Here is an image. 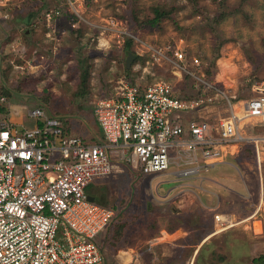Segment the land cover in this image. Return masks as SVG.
<instances>
[{
	"label": "rangeland",
	"instance_id": "374dc122",
	"mask_svg": "<svg viewBox=\"0 0 264 264\" xmlns=\"http://www.w3.org/2000/svg\"><path fill=\"white\" fill-rule=\"evenodd\" d=\"M70 1L73 7L68 0H0V38L6 39L4 50L0 42V80L10 95L3 119L33 127L37 119L28 111L40 106L59 116L70 133L94 141L101 137L94 104L122 82L165 81L191 99L200 86L188 71H202L235 101L264 82V0ZM59 7L61 16L46 22L42 11ZM103 27L109 30L102 33ZM175 49L184 53L187 69L173 64ZM127 52L134 56L125 68ZM192 57L200 66L191 64ZM200 114L218 118L228 112L218 103ZM245 134L260 132L246 128ZM259 146L257 155L251 143L241 144L186 184L173 165L144 174L115 158V171L87 188L96 200L92 189L100 185V203L114 211L97 237L104 263L251 264L264 252ZM215 213L233 214V224L210 237L220 229ZM175 227L190 233L156 240L159 229Z\"/></svg>",
	"mask_w": 264,
	"mask_h": 264
},
{
	"label": "built area",
	"instance_id": "2783aa9c",
	"mask_svg": "<svg viewBox=\"0 0 264 264\" xmlns=\"http://www.w3.org/2000/svg\"><path fill=\"white\" fill-rule=\"evenodd\" d=\"M60 16V8L43 10L48 23ZM173 64L188 67L179 49ZM191 64L201 62L192 57ZM188 72L200 86L195 98L181 97L165 81L122 82L100 97L93 115L101 137L94 141L70 133L59 116L40 106L28 111L37 119L33 127L0 119V264H104L97 237L114 211L89 199L87 188L115 171V158L144 174L173 165L176 176L187 179L243 143L258 155L264 145V82L235 101L202 71ZM218 103L228 114H200ZM246 128L260 134H245ZM214 219L220 229L233 224L229 214L215 213Z\"/></svg>",
	"mask_w": 264,
	"mask_h": 264
},
{
	"label": "crops",
	"instance_id": "0c3cea01",
	"mask_svg": "<svg viewBox=\"0 0 264 264\" xmlns=\"http://www.w3.org/2000/svg\"><path fill=\"white\" fill-rule=\"evenodd\" d=\"M3 37V36H2ZM0 38V42L2 43V48H3V50H4V43L6 42V39L4 38ZM4 55L3 56H1L0 55V62H1V60L3 59L4 60ZM1 81V84H0V93H1V91L3 92L2 94L5 96V102L4 103H1L0 104V119H3V118H8L9 117V114L7 113L8 112V109H9V100H10V95L8 94V91L7 90H5V88H6V84H5V82H3L2 80H0ZM5 93V94H4ZM93 123H96L95 121L93 122ZM96 125H97V123H96ZM24 126V125H23ZM97 127H98V125H97ZM100 132V131H99ZM223 161V160H222ZM219 163H221V161H218V162H216V163H214V164H212V165H210L209 166V169H208V171H210V170H212V169H214L215 168V166L216 165H218ZM189 178H187V179H185L186 181L184 182V184H186V183H188V180ZM184 180V179H183ZM188 180V181H187ZM101 190H102V188H101V186L100 185H95L94 186V188L92 189V191L93 192H95V196H96V201L97 202H101V201H99V197H98V193H100L101 192ZM90 195V194H89ZM94 199V198H93ZM95 200V199H94ZM101 200V199H100ZM230 216H231V220H233V214H229ZM242 221H244V220H242ZM242 221H240V222H238L237 224H240ZM252 222H254V221H252ZM216 223V222H215ZM218 226V224L216 223L215 224V226ZM229 227H232V226H229ZM178 228V229H177ZM180 227H175L174 229H172V230H170V231H165V230H162V229H159L158 230V232H159V234L160 235H157L158 234V232H157V234H156V240L157 241H160V240H163L164 238H168V239H170V240H178V239H180V238H183L184 236H186V235H188V233H190V231H189V229L188 230H185V229H183V230H181L182 228H180ZM219 229V228H218ZM226 229V228H225ZM221 230V231H220ZM222 230H224V229H219V231H215L214 233H212L211 235H210V237H213V236H215V235H217L218 233H220V232H222ZM182 231V232H181ZM213 235V236H212ZM209 239V238H208ZM174 242V241H173ZM263 242V241H262ZM263 244H264V242H263Z\"/></svg>",
	"mask_w": 264,
	"mask_h": 264
},
{
	"label": "trees",
	"instance_id": "16d2710c",
	"mask_svg": "<svg viewBox=\"0 0 264 264\" xmlns=\"http://www.w3.org/2000/svg\"><path fill=\"white\" fill-rule=\"evenodd\" d=\"M60 8V7H59ZM60 10H61V14H62V12H63V10H62V8H60ZM155 11H158L157 9H155ZM42 13H43V11H42ZM128 53V52H127ZM206 79H208V80H211L210 78H207V77H205ZM212 81V80H211ZM1 93H3L2 91H1ZM61 119V118H60ZM62 120V119H61ZM129 170H131V168L129 169ZM114 217V216H113ZM112 220H113V218H112ZM112 220H111V223H112ZM105 264V263H104ZM251 264H264V252L263 253H261L260 255H256V256H253L252 258H251Z\"/></svg>",
	"mask_w": 264,
	"mask_h": 264
},
{
	"label": "water",
	"instance_id": "95a60500",
	"mask_svg": "<svg viewBox=\"0 0 264 264\" xmlns=\"http://www.w3.org/2000/svg\"><path fill=\"white\" fill-rule=\"evenodd\" d=\"M133 53L132 52H128V54H127V58H126V61H125V68H128L129 67V65H130V62H131V59L133 58ZM89 199H93V197H91L90 195H89Z\"/></svg>",
	"mask_w": 264,
	"mask_h": 264
},
{
	"label": "bare ground",
	"instance_id": "6f19581e",
	"mask_svg": "<svg viewBox=\"0 0 264 264\" xmlns=\"http://www.w3.org/2000/svg\"><path fill=\"white\" fill-rule=\"evenodd\" d=\"M259 226V225H258ZM260 230V229H259Z\"/></svg>",
	"mask_w": 264,
	"mask_h": 264
}]
</instances>
